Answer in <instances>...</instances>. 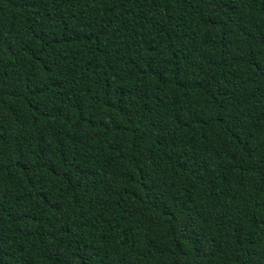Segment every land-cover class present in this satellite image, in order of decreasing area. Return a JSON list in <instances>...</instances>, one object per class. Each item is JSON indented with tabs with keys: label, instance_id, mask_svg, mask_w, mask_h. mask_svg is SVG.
Here are the masks:
<instances>
[{
	"label": "trees",
	"instance_id": "trees-1",
	"mask_svg": "<svg viewBox=\"0 0 264 264\" xmlns=\"http://www.w3.org/2000/svg\"><path fill=\"white\" fill-rule=\"evenodd\" d=\"M0 264H264V0H0Z\"/></svg>",
	"mask_w": 264,
	"mask_h": 264
}]
</instances>
